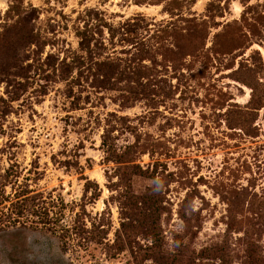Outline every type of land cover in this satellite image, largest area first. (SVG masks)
Masks as SVG:
<instances>
[{
	"label": "rangeland",
	"instance_id": "1",
	"mask_svg": "<svg viewBox=\"0 0 264 264\" xmlns=\"http://www.w3.org/2000/svg\"><path fill=\"white\" fill-rule=\"evenodd\" d=\"M0 264H264V0H0Z\"/></svg>",
	"mask_w": 264,
	"mask_h": 264
}]
</instances>
